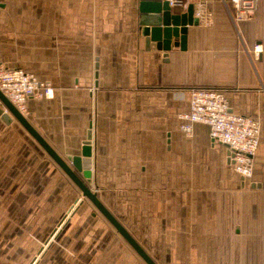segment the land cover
Segmentation results:
<instances>
[{
	"label": "crops",
	"instance_id": "crops-1",
	"mask_svg": "<svg viewBox=\"0 0 264 264\" xmlns=\"http://www.w3.org/2000/svg\"><path fill=\"white\" fill-rule=\"evenodd\" d=\"M204 1L212 23L188 25L185 48L163 51L144 47L141 0H0V63L52 85L53 97L28 99L23 114L68 163L88 141L99 200L147 254L264 264V0L239 20L230 4ZM191 87L223 91L232 113L259 122L250 178L205 124L181 129ZM3 140L7 156L15 144L28 151L17 162L26 173L24 157L38 143L0 116ZM40 161L37 178L60 177L44 153Z\"/></svg>",
	"mask_w": 264,
	"mask_h": 264
},
{
	"label": "rangeland",
	"instance_id": "rangeland-1",
	"mask_svg": "<svg viewBox=\"0 0 264 264\" xmlns=\"http://www.w3.org/2000/svg\"><path fill=\"white\" fill-rule=\"evenodd\" d=\"M6 147L3 140L0 144V264H145L37 144L23 156L29 165L23 174L17 162L22 152L28 151L21 143L15 144L10 148L12 155L7 156ZM42 153L58 169L60 177L50 172L44 178H37V171L44 167L40 161ZM81 178L92 191H99L92 178H86L83 173ZM69 211L75 213L71 215ZM92 213L96 214L95 218L91 217ZM145 247L153 249L149 244ZM158 254L159 250L154 248L148 255L157 264H180L156 260L154 256Z\"/></svg>",
	"mask_w": 264,
	"mask_h": 264
},
{
	"label": "built area",
	"instance_id": "built-area-1",
	"mask_svg": "<svg viewBox=\"0 0 264 264\" xmlns=\"http://www.w3.org/2000/svg\"><path fill=\"white\" fill-rule=\"evenodd\" d=\"M170 7L187 9L193 5V15L203 25L212 23V14L204 0H166ZM225 6L230 4L234 9V20L252 16L255 0H220ZM254 53L260 52L255 45ZM0 91L21 112H25L28 99H49L53 97L50 83L39 80L33 73L20 68H7L0 63ZM183 121L181 129L187 135L192 132L193 124H205L213 141L227 147L228 158L233 169L242 177L250 178L253 171V159L259 137V122L247 115L232 113L223 91L214 88L191 87L189 104L186 112L180 113ZM92 171L90 167V172Z\"/></svg>",
	"mask_w": 264,
	"mask_h": 264
},
{
	"label": "water",
	"instance_id": "water-1",
	"mask_svg": "<svg viewBox=\"0 0 264 264\" xmlns=\"http://www.w3.org/2000/svg\"><path fill=\"white\" fill-rule=\"evenodd\" d=\"M166 0H141L140 3V31L144 37L145 49L150 48L151 42L155 43L157 50L168 51L171 46L185 48L186 32L188 25H198V19L193 15V5L189 4L185 12L172 13ZM0 116L9 123L14 117L28 134L38 143L46 154L63 170L69 180L80 190L82 197L87 199L102 217L112 226L121 238L130 246L145 264H156L128 231L101 203L96 192L92 191L79 177L77 171L82 172L86 178L90 175V146L85 141L81 156L76 155L63 158L49 142L38 132L9 99L0 91ZM12 116V117H11ZM75 169V170H74Z\"/></svg>",
	"mask_w": 264,
	"mask_h": 264
},
{
	"label": "trees",
	"instance_id": "trees-1",
	"mask_svg": "<svg viewBox=\"0 0 264 264\" xmlns=\"http://www.w3.org/2000/svg\"><path fill=\"white\" fill-rule=\"evenodd\" d=\"M47 155V154H46ZM48 156V155H47Z\"/></svg>",
	"mask_w": 264,
	"mask_h": 264
},
{
	"label": "bare ground",
	"instance_id": "bare-ground-1",
	"mask_svg": "<svg viewBox=\"0 0 264 264\" xmlns=\"http://www.w3.org/2000/svg\"><path fill=\"white\" fill-rule=\"evenodd\" d=\"M90 176V175H89Z\"/></svg>",
	"mask_w": 264,
	"mask_h": 264
}]
</instances>
